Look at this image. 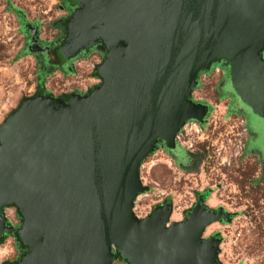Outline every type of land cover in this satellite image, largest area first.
Masks as SVG:
<instances>
[{"label": "water", "instance_id": "1", "mask_svg": "<svg viewBox=\"0 0 264 264\" xmlns=\"http://www.w3.org/2000/svg\"><path fill=\"white\" fill-rule=\"evenodd\" d=\"M75 3L59 55L101 48L102 82L67 100L28 98L0 126V236L16 233L2 213L15 205L26 248L8 264H111L114 248L129 264H218L219 240L201 236L227 216L200 196L181 222L168 225L170 203L138 219L135 199L148 190L139 167L160 142L175 154L186 121L203 125L208 105L190 94L215 65L264 119V0Z\"/></svg>", "mask_w": 264, "mask_h": 264}, {"label": "rangeland", "instance_id": "2", "mask_svg": "<svg viewBox=\"0 0 264 264\" xmlns=\"http://www.w3.org/2000/svg\"><path fill=\"white\" fill-rule=\"evenodd\" d=\"M69 5L67 0H0V126L26 99L38 96L39 87L47 96L61 99L67 91L101 84L98 77L92 81L104 58L99 48L89 49L81 64H73V70L61 76L43 68L42 57L25 47L30 29L43 45L57 44L59 25L72 15ZM223 75L214 68L198 75L199 86L190 98L208 105V113L202 132L187 150L190 160L183 167L158 145L139 167L140 181L148 190L135 199L133 213L143 219L156 206L170 203L171 225L183 221L202 196L206 208L227 216L226 221L208 224L201 236L219 240L218 264H264V164L260 146L253 145L255 126L261 127L264 141V119L245 111L230 95H220L217 86ZM178 150L182 157L185 150ZM2 213L7 226L20 227L17 206L8 205ZM0 237V264L16 262L23 247L14 234ZM113 253L111 264H126L116 257L115 248Z\"/></svg>", "mask_w": 264, "mask_h": 264}, {"label": "flooded vegetation", "instance_id": "3", "mask_svg": "<svg viewBox=\"0 0 264 264\" xmlns=\"http://www.w3.org/2000/svg\"><path fill=\"white\" fill-rule=\"evenodd\" d=\"M67 2L70 4L69 7H68V10L69 11H72V14H73L74 10L77 9L78 6L76 5V3H74L73 0H67ZM71 17H72V15H71ZM71 17H69V18L71 19ZM68 19H66V20H68ZM70 19H69V21H70ZM66 20L59 25L60 30H61V37H60V39H58L57 44H54L53 46L43 45L39 41L38 36H37V32H35L34 29H30L29 31H27V33H26V40H25V47H31L30 46V43H31V41H33L35 44H37L39 47H41L43 49L44 48H48V51L45 52V53L44 52H39V53L31 54V55L41 56L42 57L41 63H42L43 68L46 67V69L48 68V69H53L54 71H59V74L61 76L70 73L73 70V63L76 60H78V59H82V58L86 57V56H84V54L87 51H89V50H85V51L81 52L78 56L71 58L69 61H64L62 59H59V47H60L61 44H63L64 39H65V37L67 35V29H68V23H69V21L67 23V29L65 30ZM93 49H95V48H93ZM99 49H101V48H99ZM213 68L216 69V70H221V71L224 72V75L219 80L218 86H217V89H218L220 95H222V96L223 95H230L232 97V99L234 101H236V104L240 105V107L243 108L245 111H247V112L250 111L248 108H245L243 105H241L239 103V101L237 100V98L231 92V89L229 88L228 69H227V67L226 66H223V64H221V65H215V66L212 67V69ZM201 73L206 74V72H201ZM97 75H98V73H97ZM97 77L101 80V78L99 76H96V78H92V81L95 82L97 80ZM97 84H98V81H97ZM97 84L96 83L94 84V83L91 82V83L87 84V86L85 87L84 90L83 89H76V90H72V91L71 90L70 91H67L65 93V95H60L61 96V99L62 100H67L69 98V96H71L72 94H78V95H81V96L86 95V94H89L93 89H95L97 86H99ZM246 114H247V118L248 117H251V115H252V114L250 115L248 113H246ZM253 134H254V136H253V138H254L253 145H256L257 147L260 146L257 149H258L259 153L261 154V156L263 158V164H264V149H263V144H264L263 142L264 141L262 140L261 127L255 126V132H253ZM257 144H259V145H257ZM158 145L162 146V143L160 142ZM163 150L166 151V152H168L164 148H163ZM168 153L171 156L176 155L177 157H180V155H178L177 152H175V154L170 153V152H168ZM175 159H176V162L179 165L183 166V167L188 162V160H190L189 157L188 158H185L183 160L184 162H182V160H177V158H175ZM15 230H16V233L14 235H15V237H17V230L18 229H15ZM19 245L21 246V248L23 247V250L24 251L21 254V256L17 257L16 262L19 261V260H21L22 257H23V255L26 252V248L24 246H22V244L20 242H19ZM124 262L126 264H129L126 260H124Z\"/></svg>", "mask_w": 264, "mask_h": 264}, {"label": "built area", "instance_id": "4", "mask_svg": "<svg viewBox=\"0 0 264 264\" xmlns=\"http://www.w3.org/2000/svg\"><path fill=\"white\" fill-rule=\"evenodd\" d=\"M201 132L202 124L194 120L186 121L175 135V142L179 147L187 151L193 146L195 137H198Z\"/></svg>", "mask_w": 264, "mask_h": 264}, {"label": "trees", "instance_id": "5", "mask_svg": "<svg viewBox=\"0 0 264 264\" xmlns=\"http://www.w3.org/2000/svg\"><path fill=\"white\" fill-rule=\"evenodd\" d=\"M73 1H74V3H75V0H73ZM69 19H70V18H69ZM69 19L66 20L65 30L67 29V23H68ZM59 59H62V58L60 57V55H59ZM96 73H97V70H96ZM37 95L47 96L48 93L43 89V87H39L38 90H37ZM1 238H2V237H0V244H1ZM116 257H117L118 259H121V257H120V255H119L118 252L116 253ZM4 264H7V263H4Z\"/></svg>", "mask_w": 264, "mask_h": 264}, {"label": "crops", "instance_id": "6", "mask_svg": "<svg viewBox=\"0 0 264 264\" xmlns=\"http://www.w3.org/2000/svg\"><path fill=\"white\" fill-rule=\"evenodd\" d=\"M83 62V59H78V60H76L73 64H81Z\"/></svg>", "mask_w": 264, "mask_h": 264}]
</instances>
